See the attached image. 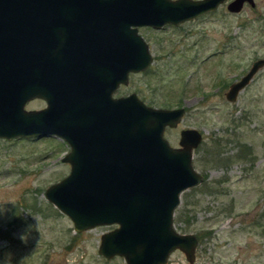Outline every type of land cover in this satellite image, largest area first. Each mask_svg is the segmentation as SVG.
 <instances>
[{
  "label": "water",
  "instance_id": "95a60500",
  "mask_svg": "<svg viewBox=\"0 0 264 264\" xmlns=\"http://www.w3.org/2000/svg\"><path fill=\"white\" fill-rule=\"evenodd\" d=\"M225 0H0V139L57 137L68 146L60 162L68 175L44 191L45 200L68 217L73 231L102 225L98 255L121 257L125 264H166L175 250L193 263L198 244L193 234H179L173 213L186 189L204 178L192 166V151L201 141L194 129L179 132L177 146L163 137L177 127L184 108L157 109L135 94L110 96L127 85L129 74L151 65L148 43L137 28L160 29L213 12ZM253 0H229L226 11L239 13ZM97 14L90 45L111 46L112 67L105 96L92 97L76 73L63 74L57 54L65 17ZM77 25L71 24L76 32ZM106 31V34L104 32ZM76 37V36H75ZM264 58L253 60L243 76L229 85L233 103ZM33 97L46 107L27 111Z\"/></svg>",
  "mask_w": 264,
  "mask_h": 264
},
{
  "label": "rangeland",
  "instance_id": "374dc122",
  "mask_svg": "<svg viewBox=\"0 0 264 264\" xmlns=\"http://www.w3.org/2000/svg\"><path fill=\"white\" fill-rule=\"evenodd\" d=\"M253 3L237 14L223 4L177 28L139 30L153 61L117 93L133 92L157 109L183 107L177 127L163 133L171 147L184 128L202 136L192 166L204 180L180 194L172 219L179 234L198 237L195 264H264V66L235 102L224 98L264 58V0ZM65 144L47 136L0 139V264H125L97 253L112 227L75 233L45 200L47 186L68 175L60 162ZM167 263L190 264L179 251Z\"/></svg>",
  "mask_w": 264,
  "mask_h": 264
},
{
  "label": "flooded vegetation",
  "instance_id": "af4514ba",
  "mask_svg": "<svg viewBox=\"0 0 264 264\" xmlns=\"http://www.w3.org/2000/svg\"><path fill=\"white\" fill-rule=\"evenodd\" d=\"M228 1L225 0V2H223L222 4H219L218 8L216 10H214L212 13H214L218 9L222 8L221 6H223V4H225L224 7L226 8L227 7L226 4L228 3ZM244 5H246V4L244 3L243 7H244ZM252 7H254V6H252ZM210 12L211 11H208V13H210ZM208 13L203 14V15H198L196 18H194V20H191V21L187 20L186 22H183V23H187L189 21L190 22L195 21L198 19V17L203 18V17L207 16ZM92 17L94 19H100V16H98L95 13H93L91 15H84V14L74 15V14H72L70 16L65 17L66 19H70V20L72 19V20L70 22H67V23L61 22V25H63L62 32L64 34L75 35L76 37L71 36V38H65V40H64V38H62L61 43H62L63 47H61L59 49L60 51L58 52L57 57L59 58L58 59V61L60 62L59 67L62 69L61 70L62 75L74 71L76 73V77H78L77 80H78L79 84L81 86H83V88L87 84V86L92 89L91 90V92H92L91 95H93L92 97H95V95H98V96L104 95L105 96V93L107 90L106 88H108V86H107L108 78H109L108 73L110 71V67H112V65H111L112 64V59H111V57H112L111 46L112 45L106 44V37L104 38V44H98V45L92 44V45H90V43H89L90 42L89 37L91 35L90 32H92V30H94L96 32V26H97L95 24L89 23V19ZM183 23H178L177 26H172V25L166 24L163 27H161L160 29L157 28L156 30L152 29L148 26L139 27V28H137V32L139 33V30L145 29V28L160 32V31L164 30L166 28V26L170 27V28H177L178 26H180ZM71 24L77 25L76 32L74 31V29L70 28ZM104 32L106 34L105 30H104ZM150 54H151L150 55L151 60L153 61L152 53H150ZM146 70H144L142 72H145ZM142 72H137V73H142ZM131 75H135V74H129V77ZM238 80L234 79V81H236V82ZM234 81H232V82H234ZM230 84H232V83H230ZM127 85H128V82H127ZM127 85H125V86L118 85L116 90L113 93H111L110 96L112 98H117V97H126L127 94H129V93L132 94L133 92H127V93L120 94V95L117 94L119 91H122V89L127 88ZM229 85L227 86V89H228ZM247 85H245V86H247ZM227 89H226L225 93L227 92ZM242 91H243V89H242ZM133 94H135V93H133ZM135 96H137V95L135 94ZM137 97L141 100L139 95ZM145 105H147V104H145ZM25 106H27V109H26L27 111L42 110L44 107H46V100L37 99V98L33 97L32 99L29 100L28 103H26ZM147 106H149V105H147ZM50 138H53V137H50ZM55 138H57V137H55ZM248 150L249 149L247 146L246 147L243 146V148L240 149V153L242 152L241 154L245 155L248 153ZM110 227H112V229H113V227H116V226L112 225ZM195 238L198 241V237L195 236ZM177 251H179V250H175L174 252H172V254H174ZM169 256L170 255L167 256L166 264H168L167 262H168ZM195 259H196V252H195V254H193V263L192 264L196 263Z\"/></svg>",
  "mask_w": 264,
  "mask_h": 264
},
{
  "label": "trees",
  "instance_id": "16d2710c",
  "mask_svg": "<svg viewBox=\"0 0 264 264\" xmlns=\"http://www.w3.org/2000/svg\"><path fill=\"white\" fill-rule=\"evenodd\" d=\"M242 148H243V147H242ZM241 151H242V150H241ZM242 152H243V151H242ZM242 152H241V153H242ZM247 155H248V153H247V154H245V156H247ZM213 156H214V157H215V156H216V157H219V155H217L216 153H215V154H213Z\"/></svg>",
  "mask_w": 264,
  "mask_h": 264
}]
</instances>
